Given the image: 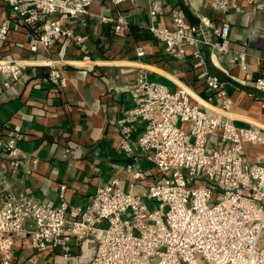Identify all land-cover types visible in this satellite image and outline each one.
Returning a JSON list of instances; mask_svg holds the SVG:
<instances>
[{"label":"built area","instance_id":"obj_1","mask_svg":"<svg viewBox=\"0 0 264 264\" xmlns=\"http://www.w3.org/2000/svg\"><path fill=\"white\" fill-rule=\"evenodd\" d=\"M15 20L33 31L30 49H51L62 40L83 45L88 37L75 34L71 20L92 15L95 0H4ZM120 5L125 0H111ZM151 23L146 27L168 54L190 57L208 101L222 100L225 117L210 115L193 103L185 87L172 91L139 74L132 85L134 106L117 121L120 146L138 160L141 151L159 174L143 195L126 191L119 178L99 186L86 207L71 206L61 187V204L46 206L32 196L4 190L0 194V264H22L15 244L27 237L38 258L33 264H264V162H248L246 145L264 146V130L238 127L231 116L225 84L210 73L204 47L213 57L230 52V25H214L208 16L197 23L175 9L170 26L154 20L164 11L162 0H144ZM247 2L264 13V0L219 1L227 9ZM113 24L114 33L131 25L126 15L99 17ZM14 25L6 19L0 39L7 40ZM264 37V32L261 33ZM146 51L137 50L143 57ZM244 59V54H241ZM85 60L90 57L86 55ZM237 57L232 58L237 62ZM33 62L29 58H0V74L18 81ZM48 79L65 85L56 62ZM241 67L245 68L243 60ZM264 92V76L255 80ZM4 85L10 86L7 80ZM139 124L143 130L136 135ZM0 138V155L14 168L20 165L17 139ZM134 178L144 180L137 171Z\"/></svg>","mask_w":264,"mask_h":264},{"label":"crops","instance_id":"obj_2","mask_svg":"<svg viewBox=\"0 0 264 264\" xmlns=\"http://www.w3.org/2000/svg\"><path fill=\"white\" fill-rule=\"evenodd\" d=\"M162 1L164 11L154 20L159 26L172 24L175 9L192 23L200 16H208L216 26L229 23L228 54L213 57L210 47L203 48L208 69L225 84L233 123L264 130V92L254 84L264 76V13L253 11L243 1L227 9L221 7V0ZM90 12V16L67 23L75 34L88 37L83 45L62 40L49 50L40 46L32 52L33 31L15 20L9 5L0 0V26L6 19L14 23L8 39H0V58H29L33 62L18 81L0 74V138L19 136L17 146L21 149L17 168L0 155V194L4 190L26 194L57 207L65 186L66 201L86 207L99 186L119 178L124 190L143 195L159 174L141 151H137V161L122 152L117 125L134 106L131 89L139 74L147 73L150 81L172 91L185 87L193 103L201 104L212 116L225 117L221 99L208 101L205 83L197 78L190 57L168 54L147 31L151 19L146 1L125 0L114 5L111 0H95ZM118 14L126 15L131 25L116 34L113 24L99 17ZM140 48L147 52L143 57L137 56ZM86 55L89 60L84 59ZM234 57L237 62L232 61ZM49 60L62 71L65 85L48 79ZM7 80L9 87L4 85ZM143 127L138 125L136 135ZM244 157L251 163L264 162V146L246 145ZM137 171L146 178H134ZM15 255L22 264H33L39 256L31 250L27 237L18 239Z\"/></svg>","mask_w":264,"mask_h":264}]
</instances>
